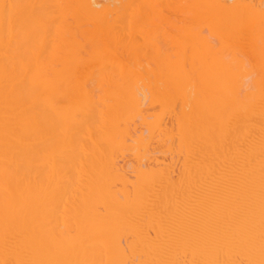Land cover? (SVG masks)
I'll list each match as a JSON object with an SVG mask.
<instances>
[{
  "label": "bare ground",
  "instance_id": "1",
  "mask_svg": "<svg viewBox=\"0 0 264 264\" xmlns=\"http://www.w3.org/2000/svg\"><path fill=\"white\" fill-rule=\"evenodd\" d=\"M0 264H264V0H0Z\"/></svg>",
  "mask_w": 264,
  "mask_h": 264
}]
</instances>
